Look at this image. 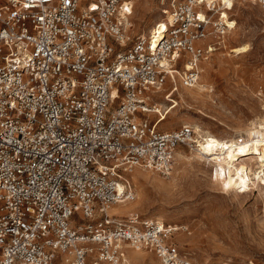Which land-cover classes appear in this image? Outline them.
Segmentation results:
<instances>
[{
	"label": "built area",
	"instance_id": "1",
	"mask_svg": "<svg viewBox=\"0 0 264 264\" xmlns=\"http://www.w3.org/2000/svg\"><path fill=\"white\" fill-rule=\"evenodd\" d=\"M199 5L172 0L143 38L132 0H0V264H126L128 248L195 264L177 227L108 209L135 199L119 173L169 176L196 147L191 127L156 131L148 114L167 84L196 85L229 30Z\"/></svg>",
	"mask_w": 264,
	"mask_h": 264
},
{
	"label": "rangeland",
	"instance_id": "2",
	"mask_svg": "<svg viewBox=\"0 0 264 264\" xmlns=\"http://www.w3.org/2000/svg\"><path fill=\"white\" fill-rule=\"evenodd\" d=\"M171 1L132 0L131 35L146 38L156 22L167 20L165 12ZM233 3L226 10V19L235 28L201 63L194 88L176 82L159 93L156 103L161 111L148 116L156 131L195 123L203 133L227 140L264 125V6L261 0ZM197 9L205 12L203 4ZM221 9L215 17L221 15ZM242 45L249 47L247 53L229 52ZM261 150L264 154V148ZM178 151L169 176L140 168L119 173V182L135 199L117 205L133 211L121 215L110 209V214L136 212L142 218L177 227L175 242L195 264H264V185L255 181V186L242 193L224 191L209 158L178 161V155H189L192 150ZM249 158L240 156L236 163L246 161L256 169V161ZM128 251L136 255L135 264H160L152 253ZM125 259L129 264L127 253Z\"/></svg>",
	"mask_w": 264,
	"mask_h": 264
},
{
	"label": "bare ground",
	"instance_id": "3",
	"mask_svg": "<svg viewBox=\"0 0 264 264\" xmlns=\"http://www.w3.org/2000/svg\"><path fill=\"white\" fill-rule=\"evenodd\" d=\"M194 1L199 4L209 6L213 3L218 7L219 10L222 8L221 18L222 20H225L226 24L228 25V31H231L235 28L234 22L226 20V10L233 7V0H200V2L198 0ZM170 21L171 17L168 13L167 20H159L158 22H156L154 26L148 31L146 38H148L152 31L155 30V26L157 24L159 25L158 29H162V31H164L167 23ZM208 40L210 39L205 40V42H207ZM248 51L249 47L247 45H242L231 49L229 52L236 55L245 54ZM153 109L154 111L152 113H149L148 116L157 114L161 111L157 103ZM188 127H191L194 130L199 139L196 137V147L191 149L192 151L189 155H178L176 160L203 161V159L209 158V163L212 164L213 170L221 178V186L223 190L231 191L232 194L242 193L245 190H250L251 186H255V181H259L264 185V154H262L261 152V149L264 148V125H258V127H253L251 130L243 131V133H238V135L234 138L227 140L217 139L209 133H203L198 124L194 123ZM240 156H250V160L256 161V169H253L251 163L249 164L246 161L236 163L237 158ZM116 183L117 191L122 192L125 187L119 182V179H117ZM115 205L116 206L113 205V207L111 206L108 209L109 214L110 209L112 213L121 215H125L133 211L131 208L118 206L119 204ZM135 256L136 255L134 253L129 252L127 249V258L129 260V264L136 263Z\"/></svg>",
	"mask_w": 264,
	"mask_h": 264
}]
</instances>
